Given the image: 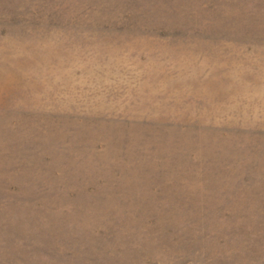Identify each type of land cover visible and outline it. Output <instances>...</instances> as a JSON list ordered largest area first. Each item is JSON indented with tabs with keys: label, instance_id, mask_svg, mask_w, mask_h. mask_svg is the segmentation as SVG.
Instances as JSON below:
<instances>
[{
	"label": "rangeland",
	"instance_id": "374dc122",
	"mask_svg": "<svg viewBox=\"0 0 264 264\" xmlns=\"http://www.w3.org/2000/svg\"><path fill=\"white\" fill-rule=\"evenodd\" d=\"M0 264H264V0H0Z\"/></svg>",
	"mask_w": 264,
	"mask_h": 264
}]
</instances>
